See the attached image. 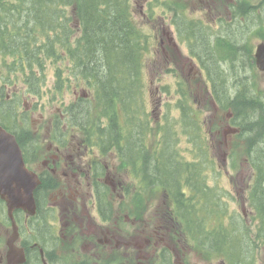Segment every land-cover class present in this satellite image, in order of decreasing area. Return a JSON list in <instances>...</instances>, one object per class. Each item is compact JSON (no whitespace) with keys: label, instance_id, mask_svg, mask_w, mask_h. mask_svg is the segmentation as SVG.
<instances>
[{"label":"flooded vegetation","instance_id":"obj_1","mask_svg":"<svg viewBox=\"0 0 264 264\" xmlns=\"http://www.w3.org/2000/svg\"><path fill=\"white\" fill-rule=\"evenodd\" d=\"M220 3L218 13H227L223 16L237 25L236 32L249 31L245 44L254 45L252 35H258L255 30L259 28L262 35L256 40L264 43V22L253 19L264 17V0ZM161 29L168 43L175 38L181 41L177 28L174 38L168 29ZM219 33L222 34L221 29ZM230 34L214 39L213 34L203 36L200 32L198 41L189 36L188 43L191 71L204 78V112L201 110L200 121L206 128L202 127L201 140L205 146L216 144L224 148V160L231 146L245 144L252 153L253 143L258 141L254 114L264 110V102L259 103L264 92L258 93L255 76L264 77L255 58L260 43L247 53L243 51L244 42H237L242 44L232 51L229 48V53H225L224 42L220 44L224 46L222 52L208 47L210 43L216 45L217 40H228L232 45ZM200 39L208 41L205 44ZM164 43L162 37L161 44ZM194 45L197 50H192ZM7 104L13 120L0 122V127L14 136L26 168L38 182L31 212L11 209L0 197V264H232L223 251L217 262L212 261L209 243L199 238L205 231L196 232L195 220L189 223V219L180 216L176 195L179 189L191 186L182 182L169 187L152 179V183L162 185L159 192L163 196L148 199L144 156L138 154L136 174L128 162L131 155L126 148L122 154L118 149L104 154L88 114L70 110L74 103L66 108L63 102V112L61 108L54 112L52 105L46 107L48 115L38 113L42 115L39 121H35L36 112L29 108L22 120L16 121L20 112L10 101ZM73 110H78L77 106ZM256 174L251 167L241 174L235 186L238 193L251 190ZM147 201H151L149 208ZM177 214L181 220L175 218ZM217 221L209 219L204 224L216 225Z\"/></svg>","mask_w":264,"mask_h":264},{"label":"rangeland","instance_id":"obj_2","mask_svg":"<svg viewBox=\"0 0 264 264\" xmlns=\"http://www.w3.org/2000/svg\"><path fill=\"white\" fill-rule=\"evenodd\" d=\"M29 1L35 4L34 2L37 0H4L3 5L7 10H2V14H9L8 10L15 9L16 6L21 8L24 6V9H19L21 11L34 7L36 10L31 11V16L35 17L34 20L44 24L47 11L41 8L39 4L30 3V7H25ZM126 2L132 11L133 23H137L138 28L139 26L142 28L140 31L145 48L142 55L141 78H138L140 84L142 83L140 101H138L139 111L135 115L134 122H127L124 116L120 118L121 123L124 124L123 127H126L124 139L128 138L133 141L132 145L137 150L140 147L141 150L144 148V154L141 153V155L147 159V165L150 168L156 173L159 171L157 174L160 175L162 184L168 185L164 170H175L173 174L175 180L180 181L183 178V171L185 175L183 181H186L187 176L191 177V188L183 190L186 194H190L191 214L215 216L219 212L218 203L225 194V200L221 204V211L224 212L222 215L224 228L240 245L243 263L245 264L252 257L256 264H264V237L260 240L261 237L257 234L261 222L258 216L251 213L253 210L247 203L249 192L238 193L239 190L235 188L245 170L257 164L258 159L261 163L264 162V110L256 112L253 118L255 121L253 128L256 130L255 138L258 141L253 143L252 147L255 152H258L257 156L254 152L249 154L247 145L239 144L229 148V156L224 160V148L216 144H206L205 146L201 138L202 127L206 128V125L200 121L201 110L204 112L202 98L204 78H199L194 74V71H191L192 63L189 60L191 55L188 51L191 52V47L187 49V44L181 43L176 38L172 43H168L165 39L166 36L162 35L163 29H161L163 27L168 29L173 38L175 28L172 25L188 30L191 27L196 33L201 32L203 36L213 34L214 39L217 38V35H219L217 39H221L222 34L228 35L232 32L230 37L233 43L244 42L243 51L247 53L251 47L256 49L260 43L261 40H256V38L262 35L261 28L255 30L259 31L258 35H252L251 42L255 41L254 45L245 44L246 34L249 31L246 33L242 30L236 32L237 25L227 16H223L227 13L220 12L222 15L218 13L221 10L220 0H126ZM15 16L12 23L21 24L22 16H19L16 11ZM253 19L264 22V17L259 18L258 16L253 17ZM248 20L252 21L251 18ZM72 28L75 29V18ZM219 29L222 30V34L219 33ZM79 34L80 31L77 29L76 35L79 36ZM162 37L165 42L163 45L161 44ZM241 44L237 43V46L240 47ZM1 48L3 51L4 48ZM192 50H197V46H192ZM37 57L43 65L39 68V72L35 68L36 72L32 78L31 87L26 79L29 71L26 68L16 67L13 57L9 55V49L4 50V53L1 54L0 90L5 89L6 95H0V119L2 121H10L4 117L5 113H10L6 108L8 106L6 103L9 101L12 105H16L17 111L20 112L19 115L15 116L16 121L22 120L21 116H25L24 111H27L28 108L36 112L35 121H39L42 119V115H48L46 113L48 108L46 107L52 105L54 112L57 111V108H61L63 112V102L67 108L79 101L83 94H87L89 99L91 93L95 91L93 83L82 75L80 76L84 81L66 78V74L71 75V61L61 62L58 59H50L42 51ZM58 68L62 71L60 75L57 74ZM96 72L98 73V69ZM4 74H7L8 77L3 76ZM255 76L258 84L257 90L261 94L264 92V77ZM4 77L10 79L11 83L4 81ZM58 84L62 90L56 88ZM4 85L10 86L8 90ZM107 87L110 91L111 85L108 84ZM34 89L37 93L34 92ZM76 91L78 92L77 95H75ZM125 93V96H128V91ZM95 101L92 103L91 110L93 113L88 115V122L96 128L97 125L94 121H97L98 126L106 130L107 122L103 121L97 114L102 110L95 104ZM90 102H92L91 98ZM263 102L264 99L259 101V103ZM181 111L185 119L188 117L187 121L181 120ZM40 112L42 115H38ZM29 118L30 121H33L31 113H29ZM194 123L200 130L193 127ZM99 127L95 130L97 134L100 133ZM100 136H102L101 133ZM166 143L168 147L165 146ZM203 153L206 154L205 157ZM233 153L234 156H231ZM179 167L183 170H177ZM135 170L137 174L138 166L135 167ZM229 172L233 176H230ZM179 181L178 184L180 185ZM146 183L148 186L146 198L157 197V200L162 198L163 195L159 192V188L162 187L161 184L152 183L149 177L146 178ZM147 202L149 208L151 201ZM245 203L247 205L243 208ZM175 218L181 220L178 214ZM213 227L211 225L208 229ZM208 234L212 237L213 232ZM231 242L234 243V240ZM229 248L231 246L227 243L224 249ZM213 254L211 251L210 259L215 262L223 256L221 254H214L213 256Z\"/></svg>","mask_w":264,"mask_h":264},{"label":"trees","instance_id":"obj_3","mask_svg":"<svg viewBox=\"0 0 264 264\" xmlns=\"http://www.w3.org/2000/svg\"><path fill=\"white\" fill-rule=\"evenodd\" d=\"M3 1L0 0V54L9 49V55L13 57L16 67L26 68L29 71L26 79L31 87L32 78L36 72L35 68L39 72V68L43 65L38 61L39 52L42 51L50 59H58L61 62L71 61V75L66 74V78L84 81L80 76L82 73L85 79L93 83L96 101L102 110L97 114L107 122L106 130L101 129L97 123L96 128L99 127L101 135L105 137L98 134V139L101 141L99 148H102L104 154L116 151V149L120 150L122 154L124 148L135 158H138V154H144V148L141 150L139 146L140 149L137 150L132 145L133 141L128 138L124 139L126 127L124 128V124L120 121L121 116H124L127 122H134L135 115L139 111L138 101H140L142 83L140 84L138 78H141L142 52L145 48L140 31L142 28L140 26L138 28V24L133 23L132 11L126 0H37L34 3L39 4L47 11L44 24L34 20L35 17L31 16V11L36 10L29 6L31 1L25 5V7H30L26 11L19 10L24 9V6L22 8L16 6L15 9L8 10L9 14H2V10H7ZM15 11L19 13V16H22V23L19 25L12 23L16 17ZM8 15L13 17H8ZM74 18L75 29L72 28ZM77 29L81 32L80 36L76 35ZM189 31L190 39L196 38L198 41V33H195L191 27ZM189 31H186V37L189 36ZM206 40L208 41V39H200L205 44ZM222 42L225 43V53L230 52L229 48L231 51L238 48L236 43L229 46L228 40H217L216 45L213 43V48L210 47L211 50L222 52L224 47L220 45ZM209 45L211 46V44ZM1 47L4 48L3 51ZM57 74H62L60 68H58ZM3 76H7V74ZM7 77H4L3 80L11 83ZM127 81L129 82L127 83ZM108 84L111 85L110 91L107 87ZM4 86L10 87L9 85ZM56 88L62 90L60 84ZM1 91L3 96H6L5 89ZM125 91H128V96H125ZM34 92L37 93L35 89ZM91 94L93 96V93ZM92 102L80 99L73 104L70 110L74 114L78 112L83 116L86 113L92 114ZM76 106L78 110H73ZM181 120H188V117L185 119L182 111ZM165 146L168 147L167 143ZM262 164L264 165V162L261 163L258 159L257 166L261 173L256 189L251 195L254 203L252 205L261 219V225L257 231L259 237H264V166ZM183 168L186 169V167ZM181 169L179 167L177 170ZM174 172L173 169L164 170L169 187L180 186L182 182L192 186L190 176H187L186 181H183L185 179L184 171L180 181L173 179ZM157 173L159 174V171ZM158 174L147 175V177L151 180H160ZM176 199L180 216L184 220L189 219V223L195 220V231L203 233V229H206L204 221L209 220L210 215L191 214L190 199L181 189L178 190ZM218 221L217 224L222 226V230L213 233L214 239H227L230 232L224 228L223 220ZM224 256H227L232 264L234 261L236 264L241 263L240 258L231 257L228 252L224 253Z\"/></svg>","mask_w":264,"mask_h":264},{"label":"water","instance_id":"obj_4","mask_svg":"<svg viewBox=\"0 0 264 264\" xmlns=\"http://www.w3.org/2000/svg\"><path fill=\"white\" fill-rule=\"evenodd\" d=\"M255 58L258 68L264 71V43L258 45ZM37 182V178L26 169L14 136L0 127V197L11 209L24 208L31 212Z\"/></svg>","mask_w":264,"mask_h":264},{"label":"bare ground","instance_id":"obj_5","mask_svg":"<svg viewBox=\"0 0 264 264\" xmlns=\"http://www.w3.org/2000/svg\"><path fill=\"white\" fill-rule=\"evenodd\" d=\"M262 7H264V5L262 6ZM47 40V39H46ZM234 44V43H233ZM47 45V44H46ZM223 59V58H222ZM227 61V60H226ZM78 67H80V66H78ZM239 74V73H238ZM81 75H82V73H81ZM104 78V77H103ZM107 78V77H106ZM237 88H238V86H237ZM132 89V88H131ZM130 89V90H131ZM241 90V89H240ZM131 92V91H130ZM238 92V91H237ZM240 92V91H239ZM238 92V93H239ZM249 92V91H248ZM132 93V92H131ZM242 93V92H241ZM240 94V93H239ZM240 100V99H239ZM108 106L110 105V104H107ZM74 119V118H73ZM246 120V119H245ZM248 122V121H247ZM246 123V122H245ZM84 127V126H83ZM105 132V131H104ZM89 145V144H88ZM102 149V148H101ZM252 149H253V147H252ZM170 151V150H169ZM253 152H254V154L256 155L258 152H255L254 151V149H253ZM173 156V155H172ZM257 156V155H256ZM264 157V156H263ZM172 158V157H171ZM128 162H129V164L132 166V167H136V166H138V158H135V157H132V156H129L128 157ZM143 169H144V172L146 173V175H156L157 173H156V171H154L152 168H150L148 165H147V159L144 157V159H143ZM263 175V174H262ZM261 180V179H260ZM264 190V189H263ZM259 200V199H258ZM263 205V204H262ZM263 208H264V205H263ZM237 226V225H236ZM233 232V231H232ZM262 234V233H261ZM246 239V238H245ZM244 242H245V240H244ZM247 242V241H246ZM243 248V247H242ZM245 251H246V249H245ZM241 252H242V250H241ZM244 253V252H243ZM246 255V254H245ZM249 256V255H248ZM245 258V257H244ZM247 261V260H246Z\"/></svg>","mask_w":264,"mask_h":264}]
</instances>
